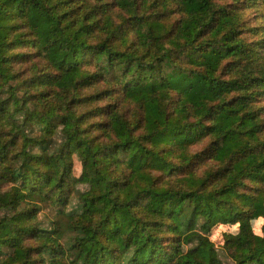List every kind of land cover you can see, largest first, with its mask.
<instances>
[{
    "label": "trees",
    "instance_id": "trees-1",
    "mask_svg": "<svg viewBox=\"0 0 264 264\" xmlns=\"http://www.w3.org/2000/svg\"><path fill=\"white\" fill-rule=\"evenodd\" d=\"M256 216L264 0H0V264H264Z\"/></svg>",
    "mask_w": 264,
    "mask_h": 264
},
{
    "label": "rangeland",
    "instance_id": "rangeland-1",
    "mask_svg": "<svg viewBox=\"0 0 264 264\" xmlns=\"http://www.w3.org/2000/svg\"><path fill=\"white\" fill-rule=\"evenodd\" d=\"M80 167V163H77L75 171L78 172V169ZM84 185H78V188H81L82 190L84 189ZM4 188H7L4 186ZM76 196V195H75ZM74 201L76 202V198H74ZM72 207V204L69 206V208ZM44 212H47L46 210ZM254 228L257 232H261L262 225L264 224V216H256L253 221ZM225 230H233L229 229L227 227H220L216 228L211 235V238L213 241L216 242L218 248H219V253L220 257L223 261L224 264H234L230 256L223 250L222 244H223V232Z\"/></svg>",
    "mask_w": 264,
    "mask_h": 264
}]
</instances>
